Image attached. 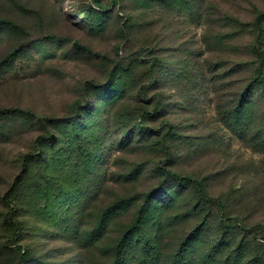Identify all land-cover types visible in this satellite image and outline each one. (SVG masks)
I'll return each instance as SVG.
<instances>
[{
  "label": "rangeland",
  "instance_id": "1",
  "mask_svg": "<svg viewBox=\"0 0 264 264\" xmlns=\"http://www.w3.org/2000/svg\"><path fill=\"white\" fill-rule=\"evenodd\" d=\"M90 1L0 0V19L22 28L0 27V61L14 54L0 68V109L72 118L90 149H67L64 136L44 148L39 125L0 119V264H113L144 201L155 204L144 225L155 247L143 259L131 245L125 264H178L180 244L198 226L187 264H264V126L238 128L232 118L249 78L264 73V60L249 52L264 45L247 26L264 0H101L99 20L87 13ZM38 150L46 161L66 159L55 169L30 165L13 200L16 234L4 221L5 194L23 157ZM46 177L57 195L75 191L41 214L47 194L33 189ZM114 203L121 208L95 238Z\"/></svg>",
  "mask_w": 264,
  "mask_h": 264
},
{
  "label": "trees",
  "instance_id": "2",
  "mask_svg": "<svg viewBox=\"0 0 264 264\" xmlns=\"http://www.w3.org/2000/svg\"><path fill=\"white\" fill-rule=\"evenodd\" d=\"M120 0H112L111 6H116L119 3ZM89 11L87 13H90L91 18L94 16L97 20L98 18H101L105 16L106 9L102 6L101 0H91L89 2ZM247 26H250V32L257 35V39L260 41L261 46L264 45V12L256 11L255 12V19L252 23L247 24ZM0 27L9 28L13 30H22L20 26L15 24L14 22L2 18L0 19ZM254 51V53H253ZM251 54L256 55L257 58H259L261 61L264 60V50L260 48L259 51L257 49L253 48L249 51ZM16 54V53H15ZM14 54L8 55L5 59L0 61V68L4 66L8 61L9 58L13 57ZM258 72L251 78H249L248 86L245 88L244 91V99H242L240 102L236 104V106L233 108L232 111V118L233 123L238 128L242 127H248L253 122L257 121L260 126H264V73L261 72L260 68L257 69ZM112 85L113 84H109ZM111 86V88H112ZM262 89V92L259 95L254 92L255 89ZM257 98V101H262L263 105L260 108V114L256 111L255 105V96ZM13 117V116H20L27 118L30 122H33L40 127H42L43 131L37 138V143L40 145H43L44 148L49 147L53 150V148L56 145L55 139L60 138V136H64L68 138L66 140V148H74L77 147L76 153L80 152L83 153L84 150H90L86 149L85 145L80 143V136L83 137L85 134V129L82 127L81 129H76V125L74 127V119H68V118H62V119H44L42 117H38L35 114H33L30 111H24L17 108H6V109H0V119L3 117ZM56 130L59 135L55 133ZM264 132V127L260 129ZM258 132L260 134L261 132ZM92 131V130H91ZM92 133H94L92 131ZM260 141L264 143V140L262 138V135H259ZM76 141V145H75ZM55 142V143H54ZM37 153L34 154H28L23 157L22 165H21V171L18 176H16L12 186L9 188V191L5 194V198H9V213L6 215L4 221L9 224L10 227H12L16 234H18L21 230L20 223L15 220L14 218V212L15 207L13 205V200L19 196L20 194V188L24 187V180L26 175L28 174L29 167L32 163H37L43 161L45 164L46 162H50V165L55 169L57 166H59L63 161L66 159L65 154H60L57 156H52L49 161H46L44 158H42V153L40 150L36 151ZM86 155V154H84ZM85 157V156H84ZM91 154H90V156ZM88 158V157H87ZM91 165L88 162L87 168H89ZM170 178L181 184L182 186L194 184L196 185L199 190H202V184L198 183L191 178L187 177H181L175 173H170ZM47 177L44 181L41 182H35L36 185L33 189L34 193L40 196L41 194H47L44 198V203H42V212L46 209H50L54 206L58 205V199L59 198H67L71 192L75 191L73 188H70L67 192H60V195H57V191L55 188H52L51 180ZM123 205V204H122ZM152 203L149 204V201H144V203L138 208L136 211V214L134 216V219L132 223L125 229V231L122 233V235L119 237L115 247H114V262L113 264H125L128 263V254L130 251V246L136 244V250H140L144 257H148L152 255V252L154 250L155 244L150 240L149 237H147L146 233L144 232V225L148 221H153L154 219V211H155V204ZM121 208V206L118 203L112 204L108 209L103 211V213L100 215L98 224L95 227L93 231V236L95 238H100L103 233L105 232L107 226L109 225V222L111 220V217L114 216L118 209ZM153 224V223H152ZM202 229L201 226L193 228L190 233L188 234L187 238L180 244L179 249L177 253L175 254V261L179 264H187L188 260V250L192 246V241L197 236V234ZM144 233V234H143ZM136 236V237H135Z\"/></svg>",
  "mask_w": 264,
  "mask_h": 264
}]
</instances>
